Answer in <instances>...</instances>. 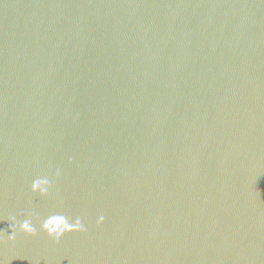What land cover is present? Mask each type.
<instances>
[{
	"label": "water",
	"instance_id": "water-1",
	"mask_svg": "<svg viewBox=\"0 0 264 264\" xmlns=\"http://www.w3.org/2000/svg\"><path fill=\"white\" fill-rule=\"evenodd\" d=\"M0 232V264H264V0H0Z\"/></svg>",
	"mask_w": 264,
	"mask_h": 264
},
{
	"label": "clouds",
	"instance_id": "clouds-1",
	"mask_svg": "<svg viewBox=\"0 0 264 264\" xmlns=\"http://www.w3.org/2000/svg\"><path fill=\"white\" fill-rule=\"evenodd\" d=\"M71 162V160L69 161ZM60 176V170L57 169L54 176L50 179L48 175L37 176L33 179L31 184V192L39 194L41 197H46L49 191L53 188V181ZM34 212L28 213V218L18 221L15 216H10L8 219L11 228V234L7 236L9 242L16 239L17 233H22L28 237H35L37 229L33 226ZM104 217L101 216L97 223L101 224ZM40 230L47 235V237L56 243H59L66 235L74 233H83L85 231L84 225L79 217L74 220L63 214H53L43 220L40 224ZM3 232H0V241H2Z\"/></svg>",
	"mask_w": 264,
	"mask_h": 264
}]
</instances>
